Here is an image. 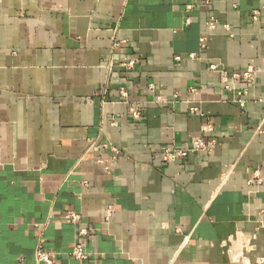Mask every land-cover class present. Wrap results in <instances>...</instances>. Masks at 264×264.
Instances as JSON below:
<instances>
[{
    "label": "crops",
    "instance_id": "0c3cea01",
    "mask_svg": "<svg viewBox=\"0 0 264 264\" xmlns=\"http://www.w3.org/2000/svg\"><path fill=\"white\" fill-rule=\"evenodd\" d=\"M196 137L212 151L162 160ZM38 247L264 259V0H0V264H43Z\"/></svg>",
    "mask_w": 264,
    "mask_h": 264
},
{
    "label": "built area",
    "instance_id": "2783aa9c",
    "mask_svg": "<svg viewBox=\"0 0 264 264\" xmlns=\"http://www.w3.org/2000/svg\"><path fill=\"white\" fill-rule=\"evenodd\" d=\"M253 18H257L259 15V11L255 10L252 12ZM216 25L215 21L209 22V27L214 28ZM258 74V70L252 66H249L245 71L242 73H235L233 76L237 78H242L248 82H251L255 79V77ZM190 111L192 113H198V109L196 107L190 108ZM130 112L133 119H140V113L137 109L131 107ZM204 131H211L212 126L210 123H206L203 128ZM215 141L214 140H206L203 137H196L192 140H190L188 143H186L184 146L178 147L169 145L163 148L161 153V158L163 161H176V160H182L186 158L191 152H211L214 148ZM116 153V149H113ZM262 181V178L260 176V173L258 170L254 171L252 173V176L248 179L247 183L248 185H258ZM66 218L71 220H76L77 215L75 213H68L66 215ZM36 261L38 263L43 264H52L57 253L43 250L41 247H38L36 249ZM68 254L76 259H86L87 253L84 250V245L82 243H77L74 245V247L68 251ZM256 264H264V259H259Z\"/></svg>",
    "mask_w": 264,
    "mask_h": 264
}]
</instances>
